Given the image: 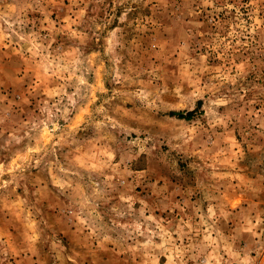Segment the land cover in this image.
Listing matches in <instances>:
<instances>
[{
  "label": "rangeland",
  "instance_id": "1",
  "mask_svg": "<svg viewBox=\"0 0 264 264\" xmlns=\"http://www.w3.org/2000/svg\"><path fill=\"white\" fill-rule=\"evenodd\" d=\"M0 264H264V0H0Z\"/></svg>",
  "mask_w": 264,
  "mask_h": 264
},
{
  "label": "trees",
  "instance_id": "2",
  "mask_svg": "<svg viewBox=\"0 0 264 264\" xmlns=\"http://www.w3.org/2000/svg\"><path fill=\"white\" fill-rule=\"evenodd\" d=\"M189 115H190V113H189V114H187V116H186V117L188 118V117H189Z\"/></svg>",
  "mask_w": 264,
  "mask_h": 264
}]
</instances>
